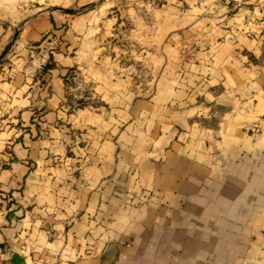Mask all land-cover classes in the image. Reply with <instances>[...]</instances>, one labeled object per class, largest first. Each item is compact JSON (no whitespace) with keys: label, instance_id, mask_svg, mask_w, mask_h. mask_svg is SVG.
Segmentation results:
<instances>
[{"label":"crops","instance_id":"0c3cea01","mask_svg":"<svg viewBox=\"0 0 264 264\" xmlns=\"http://www.w3.org/2000/svg\"><path fill=\"white\" fill-rule=\"evenodd\" d=\"M93 1L0 0V259L264 264V0L134 18L144 86L105 44L143 0Z\"/></svg>","mask_w":264,"mask_h":264},{"label":"rangeland","instance_id":"374dc122","mask_svg":"<svg viewBox=\"0 0 264 264\" xmlns=\"http://www.w3.org/2000/svg\"><path fill=\"white\" fill-rule=\"evenodd\" d=\"M89 1V0H84ZM104 0H94V4H101ZM168 2L167 0H143L139 3L133 4V9L136 11V15L133 13H127L124 16L118 17V23L112 30V34L106 40V49L108 51H113L115 62H117L121 67L132 66L134 72L132 74L133 81L135 85L144 86L148 82V69L143 63L144 58L148 52V48L139 41L134 40L133 31L135 29L134 18H141L144 23H150L151 10L161 3ZM124 4V3H123ZM79 9V8H78ZM123 9V8H122ZM121 9V10H122ZM126 8L124 7L123 10ZM124 13V12H122ZM123 15V14H122ZM137 39V38H136ZM105 47V46H104ZM41 48V47H40ZM55 50L56 46L52 43V39L47 42V45L43 46V53H46L48 49ZM14 50L12 44L8 45L4 52L0 55V71L1 68H5L11 61V55ZM41 50V49H40ZM71 74L68 75L66 82L69 87H73L74 90L80 89L79 86L82 85L81 75L79 71H70ZM69 72V73H70ZM89 86V85H87Z\"/></svg>","mask_w":264,"mask_h":264},{"label":"trees","instance_id":"16d2710c","mask_svg":"<svg viewBox=\"0 0 264 264\" xmlns=\"http://www.w3.org/2000/svg\"><path fill=\"white\" fill-rule=\"evenodd\" d=\"M92 6H93L92 4L86 5L85 7H82V9L89 8V7H92Z\"/></svg>","mask_w":264,"mask_h":264},{"label":"built area","instance_id":"2783aa9c","mask_svg":"<svg viewBox=\"0 0 264 264\" xmlns=\"http://www.w3.org/2000/svg\"><path fill=\"white\" fill-rule=\"evenodd\" d=\"M0 264H5V263L0 259Z\"/></svg>","mask_w":264,"mask_h":264},{"label":"water","instance_id":"95a60500","mask_svg":"<svg viewBox=\"0 0 264 264\" xmlns=\"http://www.w3.org/2000/svg\"><path fill=\"white\" fill-rule=\"evenodd\" d=\"M68 11H70V9H67Z\"/></svg>","mask_w":264,"mask_h":264}]
</instances>
